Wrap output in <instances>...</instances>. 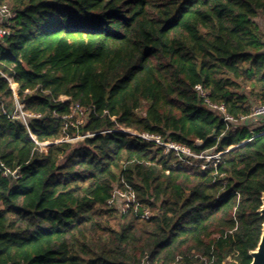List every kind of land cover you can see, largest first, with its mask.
Instances as JSON below:
<instances>
[{"label": "trees", "instance_id": "obj_1", "mask_svg": "<svg viewBox=\"0 0 264 264\" xmlns=\"http://www.w3.org/2000/svg\"><path fill=\"white\" fill-rule=\"evenodd\" d=\"M4 3L16 16L0 40V161L22 177L0 174V264H250L264 224V133L230 148L250 131L221 135L194 87L235 117L264 101V0ZM2 73L41 115L35 140L2 114L15 101ZM122 127L226 152L216 169L180 167ZM115 187L140 206L109 205Z\"/></svg>", "mask_w": 264, "mask_h": 264}, {"label": "built area", "instance_id": "obj_2", "mask_svg": "<svg viewBox=\"0 0 264 264\" xmlns=\"http://www.w3.org/2000/svg\"><path fill=\"white\" fill-rule=\"evenodd\" d=\"M15 16V12L12 11L6 3L0 4V40L3 41L11 35L10 26ZM256 22L258 23L261 31L264 34V18L259 17L256 19ZM262 52L264 53V45ZM2 76L5 77V79L9 82L15 97L13 106H8L5 102H1L2 114L6 115L11 120L20 121L27 128L31 137L35 140V136L32 134L30 128L31 119L34 117L39 118L41 115L28 112L25 109L24 102L21 101L17 96V84L7 74L2 73ZM194 89L203 100V104L209 110L218 114L223 121L225 129L221 135L225 134L227 131H234L239 127H246L250 131V138L245 139L240 143L231 146L230 148L246 143L254 137L264 133V101H255L254 103H252L251 111L248 115H240L238 117H235L228 112L226 106L223 103L213 102L209 97V91L205 89L201 84L195 85ZM74 114L77 117V124H80L84 121L85 112L78 105L74 108ZM258 129H260L261 131L258 132ZM120 130L129 136H133L139 138L142 141L152 143L154 148H162L165 153H173V155L176 156L177 164L180 167H182L183 165H190L200 167L202 170L211 168L216 169L221 161L223 154L226 152H215L212 149L196 153L190 147L178 144L170 139H165L158 134L141 133L136 130L124 127L120 128ZM219 138L220 137H218V139ZM37 143L39 144L41 151H47V146L50 144V142ZM197 143L199 145L202 144L201 141H198ZM0 174L2 177L7 178L12 184L22 177L18 168L11 169L1 161ZM108 204L116 206L123 214H126L132 206H134L135 209L140 206V203L132 190L123 191L118 187L114 188L111 198L108 200ZM150 216L151 212L148 209H144L141 217L149 218ZM140 264H150V256L146 255ZM173 264L185 263L181 261V258H178ZM205 264H209V262L206 260Z\"/></svg>", "mask_w": 264, "mask_h": 264}, {"label": "water", "instance_id": "obj_3", "mask_svg": "<svg viewBox=\"0 0 264 264\" xmlns=\"http://www.w3.org/2000/svg\"><path fill=\"white\" fill-rule=\"evenodd\" d=\"M215 132L209 135V138L213 137ZM262 205L258 210L261 215H264V193L262 194ZM250 255L252 257V261L250 264H264V224L262 227V233L260 236L259 243L257 247L250 251Z\"/></svg>", "mask_w": 264, "mask_h": 264}, {"label": "rangeland", "instance_id": "obj_4", "mask_svg": "<svg viewBox=\"0 0 264 264\" xmlns=\"http://www.w3.org/2000/svg\"><path fill=\"white\" fill-rule=\"evenodd\" d=\"M259 18V17H258ZM263 128H264V126H263ZM261 129V128H260ZM80 138L79 137H77V138H75V139H71V141H73V142H76V141H78ZM231 259H229L226 263H224V264H231Z\"/></svg>", "mask_w": 264, "mask_h": 264}]
</instances>
